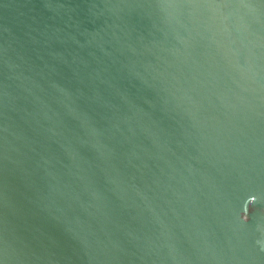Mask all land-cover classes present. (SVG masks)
Listing matches in <instances>:
<instances>
[{"label": "water", "instance_id": "1", "mask_svg": "<svg viewBox=\"0 0 264 264\" xmlns=\"http://www.w3.org/2000/svg\"><path fill=\"white\" fill-rule=\"evenodd\" d=\"M0 264H264V0H0Z\"/></svg>", "mask_w": 264, "mask_h": 264}]
</instances>
